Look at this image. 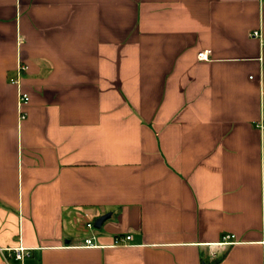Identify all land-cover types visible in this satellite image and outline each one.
<instances>
[{
	"label": "crops",
	"instance_id": "crops-1",
	"mask_svg": "<svg viewBox=\"0 0 264 264\" xmlns=\"http://www.w3.org/2000/svg\"><path fill=\"white\" fill-rule=\"evenodd\" d=\"M262 121L264 0H0V264H264Z\"/></svg>",
	"mask_w": 264,
	"mask_h": 264
},
{
	"label": "built area",
	"instance_id": "built-area-1",
	"mask_svg": "<svg viewBox=\"0 0 264 264\" xmlns=\"http://www.w3.org/2000/svg\"><path fill=\"white\" fill-rule=\"evenodd\" d=\"M253 36L255 37H259L261 38V33L260 31H254L253 32ZM211 54V51L210 50H206V51H203V52H200L198 54V58L200 60H207L209 59V56ZM25 67L23 65H19L18 67V71H22L24 70ZM10 82L12 84H15V85H18L20 86V81L17 78H11L10 79ZM20 89V88H19ZM19 101H18V108H19V111L21 113V118L24 119L26 118V113L24 112V107L29 103L30 101V97L27 93H24L23 91H21V89L19 90ZM259 127L261 128L262 131H264V122H260L259 123ZM88 228L90 229H94L95 226L92 222H89L87 225H86ZM234 236H226L224 237L225 241H227V239H230V238H233ZM131 240V236H117L115 241H114V244L115 245H124V244H127L129 241ZM226 243V242H224ZM83 247H86V248H94V247H99L100 245L97 243L96 241V236H92V237H89L87 239H85L84 243L82 244ZM8 252L9 254L7 255V257H14L15 259L17 260H24L25 258L29 257L30 256V250L23 247V246H19V247H16V248H10V249H6V248H2L0 246V253H6Z\"/></svg>",
	"mask_w": 264,
	"mask_h": 264
},
{
	"label": "water",
	"instance_id": "water-1",
	"mask_svg": "<svg viewBox=\"0 0 264 264\" xmlns=\"http://www.w3.org/2000/svg\"><path fill=\"white\" fill-rule=\"evenodd\" d=\"M109 216L105 215V216H101L100 218H98L95 222V228L100 229L102 227V225L104 224V222L108 219Z\"/></svg>",
	"mask_w": 264,
	"mask_h": 264
}]
</instances>
